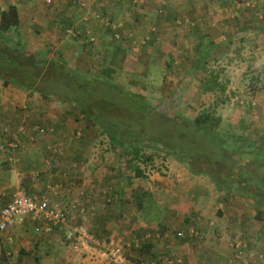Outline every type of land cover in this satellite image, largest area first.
Here are the masks:
<instances>
[{"label": "crops", "instance_id": "1", "mask_svg": "<svg viewBox=\"0 0 264 264\" xmlns=\"http://www.w3.org/2000/svg\"><path fill=\"white\" fill-rule=\"evenodd\" d=\"M80 1L52 0L48 3L46 0H0V13L6 10L9 5H14L19 19L17 27L19 29L17 31L20 35L27 31L30 20H32L41 32L42 36H40V39H60V43L56 42L58 45L57 49L63 50V53L72 50L75 56L88 53H86V49V52H84L80 45L84 39L75 40L74 44L71 40L68 41L72 29L75 28L79 34H84L91 42L94 36L99 38L102 47H107V44H109L108 33H117L120 30H125L124 27L127 23L122 20L125 19L123 15L132 19L128 12L123 13L120 11L119 14L114 15L117 19L113 20L111 13L108 16L107 12H104L109 9L112 3H104L103 5L86 0L87 5L83 7ZM153 2L157 5H161V2L169 5V7L167 6L169 12L168 22L161 24L162 26L172 24L177 28V30H172L167 26H163L169 38H174L177 33H181L186 36V41L189 40L191 45L210 50L223 48L228 51L229 49L243 50L251 48L257 60L255 64L257 66L258 61H260L259 58L264 59L263 55L259 57L263 51H258L264 45L261 44L263 42L261 34H264V0H149L145 6L140 7V12L144 11L145 13L137 14L144 21L143 24L153 20L155 13L154 8H151ZM122 3L128 5L126 9H129L130 3L127 2H118L116 5L121 6ZM95 11H102L100 19L94 18ZM60 22L61 24L73 23V26L68 27L65 25L64 30H61L59 27ZM183 24L184 26H181ZM152 30L155 31L157 29L154 27ZM61 31H64L66 35L63 38L60 35ZM188 34L190 35L188 36ZM87 46L88 44L85 45V47ZM202 53H197L191 63L201 64L203 62ZM242 55L240 52L237 57L239 60L247 61V66L250 62L253 63L254 59L252 56H250L252 60H246ZM224 56L219 53L214 58V61L218 62L219 59H224ZM249 69H251V66H249ZM262 72H264V69L262 71L257 70L256 76H250L249 84H246L250 89L249 105L256 107L259 111H264V77ZM0 82L2 81L0 80ZM239 83L241 82L239 81ZM3 85L4 88L0 91V130L1 127L6 125L15 129L19 122L17 120L18 116L21 118L25 112H30L33 101L39 95L24 86ZM40 99L43 104L45 100L41 97ZM51 130L53 128H50L45 135H37L36 139H30L27 133L17 135L24 137L26 146L24 145V150L17 160L13 161L17 168L11 170L7 167L6 170L0 172V176L5 179L4 181L0 180V206L8 202L16 192L11 191L13 188L8 184L11 183L9 176L11 174L16 181L13 185L18 189L25 190L24 186H28L31 192L44 190L49 192L48 194L54 193L56 195L58 192L60 197L65 200V204L74 203L76 196L80 197V199L82 197L86 198L89 201L87 205L89 212L93 213V215L102 216L97 221L99 223H93L89 229L84 224L88 229V235L91 236L93 234L96 236L95 238L92 235V240L80 248L81 251L87 253L85 259L88 262L86 264H109L107 253L97 251L95 247H92L94 243L102 242L101 244L104 245L103 241L106 240L104 243L107 242L108 246H120V249H123L125 253L132 242H135V245L138 246L140 238L142 246L145 241L143 234L146 233H149L147 234L150 245L149 252L153 257L161 260L162 264H176L175 259L176 261L180 260L177 255L183 256V259H188L191 264H229L227 260L230 263L234 260L232 247H234L236 242H244L246 235L250 237L248 239L250 247L256 245L264 246V237L257 238L261 224V221L257 220L259 214L254 210H249L247 218H243L239 213V208L229 205L228 201L222 198L220 193L215 194L214 200L207 196L203 200H197L193 203L188 202L185 204L184 202V204H180L182 201L173 202L175 201L174 197H178L179 200L184 199L188 188H201L199 192H203L202 189L206 188L207 190L208 188H216L214 184L208 185L205 176L192 174L186 165L174 161L175 163L172 162L170 170L166 171L167 174L156 172L148 174V172H144L146 177H133L130 179V183L127 180L121 183L119 180L117 184H114L113 188L112 185H109L112 183L108 175L110 172H104L100 176L94 170V166H92L102 162L103 157H100L98 163L95 162L86 169L80 166L83 164V160H81L83 154L79 149H76L80 148L78 146L74 148V163L71 160L61 159L62 156L60 154H42L43 148H46L50 143L60 147L59 142L55 143L52 139L54 135L50 134L52 133L50 132ZM38 139L44 140L39 142ZM68 147L72 149L74 146L68 144ZM1 156H3L2 152H0V159ZM57 183H60V188H55ZM63 183L65 186H63ZM42 184L43 188L41 187ZM29 185L34 188L29 187ZM67 186L68 188H66ZM129 188H140L141 190L135 196H130V194L125 196ZM108 189L114 191L111 192ZM74 192L76 193L75 196ZM99 192L105 193L108 201L106 206L99 203ZM172 193L179 196H171ZM56 197L58 198V196ZM3 200H5L4 203L2 202ZM229 201H231V198ZM129 202L131 204L135 203V207H132L134 210L133 218L126 217L125 212L132 206L128 205ZM137 202H140V206H138ZM146 208L158 211L152 216L150 211L144 212ZM174 209L179 210L175 211ZM81 210L83 211V207L76 204L70 220H74V212L76 217H80ZM21 225L17 224L15 228L19 230ZM194 229H199L201 232L194 231ZM179 231L186 233V236L191 231H194L198 234V239L204 240L197 242L193 238V240L191 238L182 240L177 235ZM11 233V230H9L0 234V239L4 242L6 248L13 244V240L9 241L6 238L7 235L12 236ZM52 242H55V240L47 239L44 244L46 247L50 244L52 248ZM250 247L245 250V258L254 259L256 264H264V248L249 250ZM46 251H38L34 255L35 264H57L58 258L56 254L51 251L53 256H50L49 253L46 254ZM1 254L4 263L13 258L9 251L5 252V250H2ZM145 262H141V264H146ZM76 264H82V262H77ZM117 264H126V262H117Z\"/></svg>", "mask_w": 264, "mask_h": 264}, {"label": "rangeland", "instance_id": "2", "mask_svg": "<svg viewBox=\"0 0 264 264\" xmlns=\"http://www.w3.org/2000/svg\"><path fill=\"white\" fill-rule=\"evenodd\" d=\"M121 2L129 3L128 0H123ZM108 3L112 4L110 5L109 9L105 10L104 12H107L108 16H110L111 13L113 20L117 19V17L114 15L119 14L120 11L123 13L128 12L132 16V19L123 15L125 19L122 20L128 25L124 22L126 24L124 27L125 30H120L117 33H108L109 44H107V47H102L99 38L94 36V39H92L93 41L91 42L87 37L84 36V34L80 33V35L75 28L72 29V32L69 34L70 36L68 37V41L71 40V42L74 44L75 40L79 41L84 39L83 43L80 45L82 46L84 52L87 51L86 53L88 54H79L75 56L74 51L72 50L67 52L64 51L65 53H63V50L61 49L58 50V45L56 42L60 43V39H40V36H42L40 34L41 32L38 26L34 24L32 20H30L27 31L22 33L23 35H20V33L17 31L19 28H12L8 33H6V35L9 36V38H11L13 41L20 42L23 48H25L27 55L31 57L46 53L50 49L52 51H59L62 54V57L68 62L69 66L72 69H78L80 73L88 80L100 77L103 78L105 75H107L105 73L106 69H112V78L114 82H118L128 90L134 88V90L142 92V94L146 96L148 102H150L151 107H159L158 111L156 112H161L162 116H164L166 119L163 120L166 122H174L175 120L179 121L180 117L193 120L195 116H197V114L202 110L213 109L215 111L214 117H221L218 129L220 130V134L226 142V148H229V150H234L236 147L237 149L241 150L242 148H245L247 144L251 142H257V139L261 137L262 134H264V111H259L256 107L249 105L250 89L249 86L247 87V85L249 84L248 82L250 80V76L254 77L256 76L255 73L257 70L262 71L264 69V59L259 58L260 61H258L257 66L255 65L257 60L255 59V55L252 53L251 48H245L243 50L229 49L228 51L223 48H214L211 53H209V55L202 60H205L206 67L209 70L218 72L220 81L226 83V92L224 95L219 91L203 92L201 90V81L206 78L207 75L202 68L198 67L199 64H192L191 62L193 59H195L197 53L204 52L208 49L191 45L189 40L186 41V36L182 35L181 33H177L174 38H169V35L167 34V31L164 30L163 26H167L172 30H177V28H175V26L172 24H165L163 26L161 25L163 22H168L169 19V12L167 10V6L169 7L168 3L164 4L161 2V5H157L155 2H153L151 5V8H154L155 11L153 20L151 22L147 21L146 24H143L144 21H142L137 16V14L141 15L145 13L144 11L140 12V7L145 5H136V3L131 1L129 4V9H126L128 6L126 4L122 3V5L119 6L116 5L118 2L110 1ZM102 4L104 5V3ZM100 13L102 14V11ZM65 25L69 27L73 26V23L61 24L60 22V29L64 30ZM181 26H184V24ZM154 27H156L157 30L155 31L158 33L152 30ZM148 32H151L152 37L153 34H155L156 37L158 36L160 39L154 44L149 42L150 44L147 43L149 45L146 44L144 47H141L142 42L144 41V36H148L149 39ZM60 35L61 38L66 36L64 31H61ZM189 35L190 34H188V36ZM182 37L183 39H181ZM261 38L263 39L261 44H264V34H261ZM86 44H88L87 47H85ZM263 47L264 45H262V49ZM262 49H258L259 52L263 51L259 57H261V55L264 56V49ZM240 52L243 54L242 56L246 60H252L253 58V63L250 62V64L247 66V61L239 60L237 55ZM219 53L225 56L224 59H219V61L216 62L214 61V58L218 56ZM250 56H252V58ZM249 66H251V69H249ZM44 73L48 74V70H45ZM262 76L264 77V72H262ZM131 80H135L136 83L133 85ZM239 81L241 83H239ZM3 88V82H0V91H2ZM36 93L39 96L35 101H33L30 112H25L21 118L18 116L17 120L19 122L15 129H12L9 125L1 127L0 146L3 142H6V144L15 143L14 140L15 137H17L16 133L19 126H25L27 132L29 130L30 135L28 136L31 137L30 139L35 138L37 135H45L49 132L50 128H53V130L50 131L52 132L50 134L54 135L52 136V139L55 141V143L59 142L60 144V147H56L61 153V159H65L66 161L71 160V162L74 163V148H76L75 146H78L80 148L76 149H79V151H81L83 154L81 160H83L84 165L82 164L80 166L87 169L88 167H91L93 163H98L100 161V157H103L102 162H99L97 165H92L94 166V170L98 172V175L101 176V174L104 172H110L108 175L112 183L109 185H112L113 188L114 184H117L119 180L121 183L122 181L126 180L128 183H130V179L134 177V172L131 169V165H129L126 160L127 156H121L118 154L117 150L109 148L108 138L105 135L100 134V129L89 122V120L80 112V109L76 106V104L73 106L69 103H66L65 101L57 99L53 95L44 96L38 92ZM218 96H220L219 99L221 100L217 99ZM40 97L45 100L43 104L41 103ZM95 98L97 97L94 96L91 99L94 101ZM119 110L120 109H118V111ZM121 110V112L119 111L121 115H126L123 113V109ZM166 122L160 123L158 127L160 129L166 128V136L160 137L162 138V142L165 145H169L171 142L167 140V137L171 136V133L173 134L171 127L174 123L170 122L169 124ZM35 127H38V129H43V132L37 133L32 131V128ZM140 128L144 130V134H146L148 137H159L157 132L153 131L152 128ZM140 128H137V130L142 132ZM20 139L26 146L24 137H20ZM38 140L41 142L44 139ZM179 140L180 139L175 134L174 142ZM68 144H71V146L74 147L70 149ZM52 146H54V144L50 143L48 146H46V148H43L42 154L51 155L52 153L49 150V147ZM13 148H15V150H13L14 153L12 158L17 160L18 156L22 154L24 149H17L16 147L11 146V149ZM178 151L179 149L169 150L168 148L163 147L161 144L159 145L151 142L150 147L144 149V153L148 156H154V159L144 163L139 160L138 164L142 170H144L146 173L148 172V174L150 172L167 174L166 171L168 169L170 170L172 162L175 163L177 161L179 163V156L183 158L182 153ZM194 152L195 149H193V153ZM241 152H244V150ZM4 159L5 156H1L0 172L6 170L7 167L11 170L17 168V166L13 164V161L9 164V162L5 161ZM258 172L260 174H264V168L258 167ZM86 173L88 172L86 171ZM200 175L205 176L206 180L208 181V185L214 184L208 175ZM9 176L11 178V183L8 184L11 186V188H13L11 191L15 192L18 189L15 187V185H13L16 182L15 178L12 174ZM0 180L4 181L5 179L0 176ZM63 186H65L64 183ZM222 186L223 188L220 190L218 188H208L207 190L206 188L204 190L202 189L203 192H199L201 188H188V191L185 192L184 199L179 200L178 197H174L175 201L173 202L182 201L180 204H184V202L185 204L188 202L193 203L197 200H203L207 196H210V198L214 200L215 194L220 193L222 198L228 201L229 205L237 207V209L239 208V213L243 216V218H247L249 210H254L256 213H259L258 209H261L262 205H259L256 200L251 199L250 196H247L248 194L241 195L237 190H235L236 186L234 185L225 186L222 184ZM29 187L34 188L30 185ZM41 187L43 188V184ZM24 188H26L25 191L28 194L37 196L45 195L49 199H56L65 203V200L60 197L58 192L56 195L54 193L48 194L49 192H45L44 190L31 192L28 186H24ZM66 188H68V186ZM230 188H232V190H230ZM140 190V188H129L126 191L125 196H129V194L130 196H135L138 191L140 192ZM260 190H262V188H257L255 193H261ZM108 191L113 192L114 190L108 189ZM55 195L58 196V198ZM75 195L76 193L74 192V196ZM175 195L177 194H171V196ZM98 197V200L100 201L99 203L101 205L103 204L106 206L108 204L105 193L99 192ZM82 198L80 199V197L76 196L74 198V204H79L82 206L83 212L81 213L80 217H76V213L74 212V220L72 219L73 221L70 220L69 222L71 225H82L87 232L88 229L92 227L91 225L93 223H99L97 221H99L102 216L93 215V213L91 214V212H89L87 209L89 201H87L86 198ZM230 198L231 201H229ZM135 200H137V198H135ZM2 202L4 203L5 200ZM130 202L128 205H132L131 208L125 212L127 218H133L134 216V210L132 207H135V203L131 204ZM174 210L176 211L179 209ZM148 211H150L152 216H154L158 210H153L150 208L144 209L145 213ZM84 224L88 227V229ZM13 228V230L11 229L13 238L12 246L6 248L4 242L0 239V264H35L33 260L34 255H36L38 251L45 250L48 251H46V254L49 253L50 256L52 255V252L56 254L58 258L57 264H76L77 262L86 264L88 262L87 259H85L87 253L80 250L82 246H77V249L73 248L65 241L63 235H61L58 230H53L50 233L38 234L34 231V224L29 221H25L19 230L15 227ZM194 231L201 232L199 229H194ZM194 231H192V234ZM202 233L204 232L202 231ZM92 235L93 234H91V236ZM184 235L187 234L184 233ZM94 237L96 238V236ZM189 237L191 240H193L192 238L194 236ZM197 237H194L195 242L204 240L198 239ZM245 237L246 238L244 241L248 244L249 248L250 245L248 239L250 237L248 235ZM47 239L52 241L55 240V242L51 243L52 248L50 247V244H48V247L45 246L44 241ZM104 241V245H102V242H98L97 240L98 243H94L92 247H95V249L99 252L107 253V260L109 264H117V262L120 261L111 257V254L113 253V250H119L120 246L109 245V247L108 244H106L107 242L104 243ZM141 242L142 240L140 238L138 241L139 247ZM131 245V247L128 246V250L125 253H123V249H120V254L122 255L121 257L123 261L126 262V264H134L131 263L126 256L138 258L141 260V262L146 261V264H151V262L152 264H162L161 260H158L157 257L151 258V256L146 253L141 255L138 251V246H135V242H132ZM263 248L264 246L262 247L256 245L250 247L249 250ZM2 250H5V252H11V256H13V258L4 263L1 254ZM259 252L262 253L260 250ZM235 253L236 252L234 248L232 255L236 256ZM177 256V258H180V260H175L176 264H191L188 262V259H183V256ZM239 257L241 259H236V257H233V262L230 263L229 260H227V263L256 264L254 259L246 257L249 259L248 260L245 258V256H238L237 258Z\"/></svg>", "mask_w": 264, "mask_h": 264}, {"label": "trees", "instance_id": "3", "mask_svg": "<svg viewBox=\"0 0 264 264\" xmlns=\"http://www.w3.org/2000/svg\"><path fill=\"white\" fill-rule=\"evenodd\" d=\"M128 2L131 3L130 0ZM18 23L14 5H9L0 13V80L3 84L23 85L32 92H38L44 96L53 95L73 106L76 104L89 122L100 129V134L108 138L109 148L117 150L121 156H127L126 160L131 165L134 177H146L138 162L140 160L144 163L154 159V156L144 153V149L150 147L151 142L161 144L169 150L179 149L178 152L182 153L183 158L179 156L178 160L186 165L192 174L208 175L219 190L223 188L222 184L234 185L235 190L241 195L248 194L247 196L262 205L261 209H258L257 220L261 221V224L257 238L264 237V174L258 172V167L264 168V134L257 139V142H251L245 148L241 146V150L237 147L229 150L218 129L221 117H214L213 109L202 110L193 120L180 117L179 121L166 122L161 112H156L159 107H151L142 92L134 88L128 90L118 82H114L112 69H106L107 75L103 78L88 80L78 69H72L59 51L50 49L35 57L28 56L20 42H15L6 35L12 28L17 29ZM149 37L141 47L149 42L153 44L157 42L158 36L156 37L155 34L152 37L149 33ZM211 51L210 49L204 51L201 54L202 59H205ZM198 67L202 68L207 75L201 81V90L203 92L219 91L224 95L226 83L220 81L218 72L209 70L205 60ZM45 70H48V74L44 73ZM131 83L134 85L136 82L131 80ZM94 96L97 98L93 101L91 98ZM219 98L220 96L217 99ZM118 109L120 112L123 109L126 115H121ZM163 122L174 123L171 127L173 134L167 137V140L171 142L169 145H165L161 138L166 136V128L158 127ZM140 127L152 128L159 137L146 136ZM137 128H140L142 132ZM175 134L180 142H174ZM193 149H195L194 153ZM242 150L244 152H241ZM257 188H262L261 193H255ZM137 203L140 206V202ZM147 234L149 233L143 234L145 241L142 246H138V251L141 255L146 253L153 258L149 252ZM189 235L198 236L195 232L192 234V231ZM189 235L178 237L188 240ZM241 243L246 245V250L248 244L245 241ZM233 249L232 247V251ZM126 257L131 263L141 264L138 258ZM233 257L241 259L237 258V255Z\"/></svg>", "mask_w": 264, "mask_h": 264}, {"label": "built area", "instance_id": "4", "mask_svg": "<svg viewBox=\"0 0 264 264\" xmlns=\"http://www.w3.org/2000/svg\"><path fill=\"white\" fill-rule=\"evenodd\" d=\"M52 0H46L50 3ZM90 2L97 3H108L119 2L123 0H89ZM136 5H145L149 0H130ZM81 6L85 7L87 5L86 0L80 1ZM95 19L101 18L100 12L94 13ZM72 32V30H71ZM150 38V37H149ZM148 40V36H144V41L142 44H145ZM32 131L37 133L43 132V129H38V127L32 128ZM27 133L30 135L29 130L26 131L25 126H19L17 128V135ZM16 135V136H17ZM29 138H31L29 136ZM14 144H6L3 142L0 146V152L5 156V161L11 163L15 159L12 158L14 153L11 149L16 147L17 149H24V143L21 141L20 137H15ZM8 146V147H7ZM52 155L61 154L56 146L49 147ZM37 174V173H36ZM60 183L55 184V188H60ZM57 191V190H55ZM76 208V204L73 202L71 204H65L58 200L49 199L45 195L37 196L28 194L24 189L19 188L12 198L6 202L4 205L0 206V234L8 232L17 224H23L25 221H29L34 224V231L38 234L50 233L53 230H58L62 232L65 241L70 244L73 248L77 249V246L86 245L89 241L92 240V237L88 235L85 228L82 225H71L70 219L72 216L73 209ZM83 212L82 210L80 211ZM178 236L184 235L183 232H178ZM6 238L9 241H12L13 238L11 235H7ZM246 245L237 242L234 244L236 250V255L243 256ZM111 257L123 262V259L120 255V249L117 251L113 250ZM179 261V260H178Z\"/></svg>", "mask_w": 264, "mask_h": 264}, {"label": "clouds", "instance_id": "5", "mask_svg": "<svg viewBox=\"0 0 264 264\" xmlns=\"http://www.w3.org/2000/svg\"><path fill=\"white\" fill-rule=\"evenodd\" d=\"M96 12V11H95ZM97 12H99V11H97ZM101 16H102V14H101Z\"/></svg>", "mask_w": 264, "mask_h": 264}]
</instances>
